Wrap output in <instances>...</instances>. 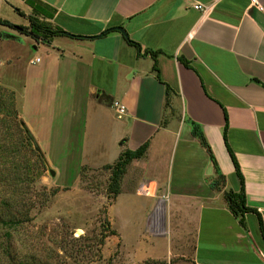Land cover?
<instances>
[{"label":"crops","instance_id":"0c3cea01","mask_svg":"<svg viewBox=\"0 0 264 264\" xmlns=\"http://www.w3.org/2000/svg\"><path fill=\"white\" fill-rule=\"evenodd\" d=\"M258 1L263 10L250 0H0V21L16 26L0 23L1 64L10 61L7 48L33 46L25 58L36 90L30 117L23 113L27 125L46 123L54 130L49 139L64 136L80 113L63 110L64 97L82 98L87 155L112 163L123 149L147 144L128 165L112 206L131 194L145 199L138 209L146 199L155 202L141 186L163 193L170 254L181 242L188 264H264V0ZM30 16L66 35L23 36L19 27H29ZM41 99L47 106L34 115ZM113 101L126 106L122 119ZM235 163L253 209L243 224L225 198L241 188Z\"/></svg>","mask_w":264,"mask_h":264},{"label":"rangeland","instance_id":"374dc122","mask_svg":"<svg viewBox=\"0 0 264 264\" xmlns=\"http://www.w3.org/2000/svg\"><path fill=\"white\" fill-rule=\"evenodd\" d=\"M32 48H7L10 61L0 62V264H188L181 242L173 244L176 252L170 254L167 228L162 226L163 193L145 185L155 202L146 199L138 209L145 199L134 200L131 194L132 201L121 197L118 207L112 206L117 197L108 192L111 172L105 169L112 163L96 161L82 145V98L64 97L63 110H80L63 129L64 136L49 139L54 130L44 128L46 123L29 120L27 125L23 113L30 117L36 96L32 75L25 70ZM64 75H71L64 82L71 90L72 74ZM46 106L41 99L34 115ZM20 120L32 140L23 133ZM107 141L98 148L107 147ZM152 204L142 228V217ZM152 216L158 221L150 227ZM108 223L117 235H108Z\"/></svg>","mask_w":264,"mask_h":264},{"label":"trees","instance_id":"16d2710c","mask_svg":"<svg viewBox=\"0 0 264 264\" xmlns=\"http://www.w3.org/2000/svg\"><path fill=\"white\" fill-rule=\"evenodd\" d=\"M37 19L38 18L35 16L34 17L30 16L29 17V27H25V26L19 27V31L21 32V34L29 35L30 37H32L35 40L40 38L41 36L42 37H47V36L53 37V36L66 35V33H64L63 31L57 30V29L53 30L47 24L40 22ZM0 23L2 25L9 27V28H15L16 27L7 21H0ZM110 31H105L103 34L108 33ZM72 37L81 38L79 36H72ZM0 38H1V33H0ZM128 42H131V41H128ZM131 43L135 44L134 42H131ZM135 45H137V44H135ZM137 47L139 48V45H137ZM21 126H22V131L25 134V136L29 140H32L31 134L28 132V130L26 129V127L24 126L22 121H21ZM192 131L194 134H196L198 136L201 144L209 150V147H208L203 135L201 134V132L197 133L195 126L193 127ZM146 149H147V144H143L138 149H136L134 151L125 150L122 153H120V155L117 157V159L114 162H112V164L105 165V169H108L111 172L110 184L108 187L109 191L108 192L112 193L114 198L117 197V195L120 192V181H121L123 175L126 173L128 165L133 160L140 158ZM235 167H236V172L240 176V172H239V169H238V166L236 165V163H235ZM239 178H240V182H241L240 191L238 193H235V192L226 193L225 198L228 202V207H229L230 211L234 214L235 217L240 218V223L243 224V215L247 212L253 211V209L248 208L245 205L243 180H242L241 176ZM107 227L110 230L108 235H114V236L117 235L116 234L117 232L111 229L109 223H108ZM260 231H261L262 237L264 238V229H263L261 220H260ZM102 244H103V240H101V245Z\"/></svg>","mask_w":264,"mask_h":264},{"label":"built area","instance_id":"2783aa9c","mask_svg":"<svg viewBox=\"0 0 264 264\" xmlns=\"http://www.w3.org/2000/svg\"><path fill=\"white\" fill-rule=\"evenodd\" d=\"M250 2H251V4L252 5H255V6H257L260 10H263V7L260 5V3H259V1L258 0H250ZM194 8L196 9V10H200V9H202V6L201 5H199V4H197V5H195L194 6ZM40 60L39 59H36V60H34V63H38ZM112 108L114 109V111H115V116H116V118H118V119H122L124 116H125V114H126V106L124 105V104H122L121 102H119V101H113V103H112ZM140 190H141V192L144 194V195H149V190L146 188V187H144V186H141V188H140ZM162 199H161V201H166V197L165 196H162L161 197ZM164 198V199H163ZM154 215V214H153ZM158 220H152L151 222V225L153 226V224L155 225V223L157 222Z\"/></svg>","mask_w":264,"mask_h":264},{"label":"water","instance_id":"95a60500","mask_svg":"<svg viewBox=\"0 0 264 264\" xmlns=\"http://www.w3.org/2000/svg\"><path fill=\"white\" fill-rule=\"evenodd\" d=\"M114 29L117 30V31H119V32H121L123 35H126V33H125V31L123 30V28L116 27V28H114ZM50 174L53 175V171H51Z\"/></svg>","mask_w":264,"mask_h":264},{"label":"bare ground","instance_id":"6f19581e","mask_svg":"<svg viewBox=\"0 0 264 264\" xmlns=\"http://www.w3.org/2000/svg\"><path fill=\"white\" fill-rule=\"evenodd\" d=\"M161 206V205H160ZM159 208V207H158ZM160 213V212H159Z\"/></svg>","mask_w":264,"mask_h":264}]
</instances>
